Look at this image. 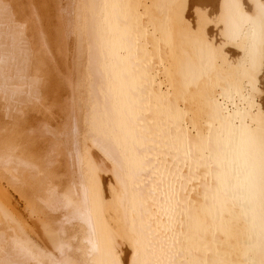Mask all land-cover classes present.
Masks as SVG:
<instances>
[{
    "label": "bare ground",
    "instance_id": "bare-ground-1",
    "mask_svg": "<svg viewBox=\"0 0 264 264\" xmlns=\"http://www.w3.org/2000/svg\"><path fill=\"white\" fill-rule=\"evenodd\" d=\"M17 1L0 110L52 119L0 153V264H264V0Z\"/></svg>",
    "mask_w": 264,
    "mask_h": 264
},
{
    "label": "rangeland",
    "instance_id": "rangeland-1",
    "mask_svg": "<svg viewBox=\"0 0 264 264\" xmlns=\"http://www.w3.org/2000/svg\"><path fill=\"white\" fill-rule=\"evenodd\" d=\"M20 1H22V0H20ZM24 3H26L25 0H24ZM28 9H29V7H28ZM53 77H54L53 74L48 72V78H47L48 82H50ZM50 95H54V93L51 92V90L49 89L48 94H46V99H47L48 104L52 99V97ZM45 102L46 101H44L42 104H44ZM44 105H47V104L45 103ZM37 107L39 108V106H36V108ZM33 109L31 108V110L30 109L26 110L27 111L26 114H22V115L14 114L11 118H6V116H3L4 114L2 115L3 112H1V110H0V153L10 152L14 155V153L16 152L15 156H20L21 158H24V159L41 158L42 157L43 149H44L43 141L41 139L37 138L34 134L30 133L28 128L31 126L32 127L36 126L37 124H39L38 122L41 123L42 119H44V121H45V116L48 119L50 118L49 120L46 119L47 121H51L52 118L48 114V112L46 113L47 108L45 109L44 107L42 108L40 106V108L38 110L35 109V107ZM22 122L24 124H22ZM42 122H43V120H42ZM20 149H22V150H20ZM15 150H17V151H15ZM19 151L21 152L22 155L24 153V156H22L21 154L17 155L20 153ZM17 152H19V153H17ZM29 154L32 157L29 156ZM0 172H2V171H0ZM0 174H1L0 175V188H2L1 190H6L5 192H7V194H6L4 191H2L3 194L5 193L6 195H8L9 199H11L14 206L17 207V209L20 211V213L25 215L27 212L26 209L28 208V206L25 204L26 199L23 200L24 198L22 196L21 197L23 199L21 197H19V195L17 194V191H19V194H20L26 190H29V192L26 191L25 194L28 193V195L26 194L27 197H31L32 193H33V191H32L33 189L30 190L31 188L29 189V186L25 185L24 187H26V190L24 187H22V188H24L23 190H20L18 187H16V185H13L9 181L5 180V178L7 179L9 176L7 177V175H5L6 176L5 177V176H3L4 173H3V175H2V173H0ZM7 183L11 184V186ZM27 187H28V189H27ZM15 190H17V191H15ZM6 195H4V196H6ZM27 197L25 196V198H27Z\"/></svg>",
    "mask_w": 264,
    "mask_h": 264
}]
</instances>
